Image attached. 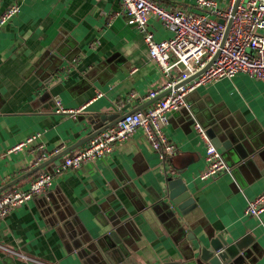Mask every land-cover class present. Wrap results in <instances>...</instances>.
I'll return each instance as SVG.
<instances>
[{
	"label": "crops",
	"instance_id": "crops-1",
	"mask_svg": "<svg viewBox=\"0 0 264 264\" xmlns=\"http://www.w3.org/2000/svg\"><path fill=\"white\" fill-rule=\"evenodd\" d=\"M155 1L197 10V0ZM17 4L0 30V188L43 163L34 147L9 152L17 144L36 136L47 151L67 149L90 117L145 110L143 97L169 79L121 0H0V17ZM147 32L174 35L156 17ZM187 101L170 114L165 132L177 152L165 161L139 129L78 170H42L54 175L51 189L0 219V264H210L201 255L212 238L230 243L231 264H264V213L245 211L264 192V79L239 73ZM195 123L224 145L229 172L201 179L206 144ZM172 182L190 195L179 204Z\"/></svg>",
	"mask_w": 264,
	"mask_h": 264
},
{
	"label": "built area",
	"instance_id": "built-area-1",
	"mask_svg": "<svg viewBox=\"0 0 264 264\" xmlns=\"http://www.w3.org/2000/svg\"><path fill=\"white\" fill-rule=\"evenodd\" d=\"M121 3V13L127 17L128 24L145 32L150 57L169 78L161 88L143 99L151 100L168 93L147 109L128 114L115 126L63 157L55 174L78 170L88 162L110 155L118 144L139 129L144 130L153 149L165 161L177 152L176 145L165 132L170 114L188 108L187 98L197 87L232 78L239 73L264 79V0H229L226 5L218 0H197L196 11L167 7L155 0H121ZM20 12L19 4L6 9L0 17V30ZM151 17H156L171 29L173 37L156 41L153 34L147 32ZM230 21L231 26L225 36ZM174 72L175 78H171ZM131 98H136V95H131ZM195 131L206 144V168L200 175L201 179H214L229 172L221 151L212 143L206 129L196 123ZM38 139L30 137L9 152L18 153L34 147L33 152H39L40 161L44 162L65 150L63 147L47 151L37 142ZM53 181L52 173L41 171L29 181L27 188L14 186L1 193L0 219L36 196L47 193ZM245 211L247 215L260 217L264 213V192L249 201Z\"/></svg>",
	"mask_w": 264,
	"mask_h": 264
},
{
	"label": "water",
	"instance_id": "water-1",
	"mask_svg": "<svg viewBox=\"0 0 264 264\" xmlns=\"http://www.w3.org/2000/svg\"><path fill=\"white\" fill-rule=\"evenodd\" d=\"M230 26H231V21L228 24L225 36L228 34ZM207 67H209V65ZM204 71H202L201 73H203ZM201 73H198L197 75H200ZM194 77H192L191 79H193ZM167 93L168 92L161 94L160 96H158L156 98L151 99L150 101H148L144 105V107H147L149 105H153L159 99H161L163 96H165ZM144 107H142V109ZM128 108H129V106L125 107L124 109L120 110L119 112L114 113V115H112V119H105V116L90 117L88 119V122L91 125V129L87 132V135L85 137L81 138L79 141H77L76 143H74L73 145L68 147L67 149L63 150L58 155L52 157L51 159L44 161L43 163L37 165L31 171H29L26 174L22 175L21 177L15 179L14 181L8 183L7 185L1 187L0 188V194L5 192L6 190L16 186L21 181L26 180L29 177H31V176L37 174L38 172L44 170L50 164H58L59 165L61 162V159L63 157H65L66 155H68L72 151L82 147L88 141H90L93 137H95L96 135L105 131L106 129H108L112 126H115L117 123H119L121 120H123L128 114L139 111V110L128 111ZM207 134L209 135L212 143L221 152H223L224 151V149H223L224 145L222 143H220L219 139L216 137V135H214L212 130L207 131ZM38 158H41V155H39ZM53 166H55V165H53ZM188 196H190V195L186 191V186L180 185L177 183H173V182L169 185V197L171 198V200L174 203L179 204L181 201L186 199ZM247 239H251V237H248ZM242 246H243L242 244L237 245V247H239V248H242ZM230 247H231V245L228 241H225L224 239H222V241L220 242L217 238H212L210 241L209 247L202 246L201 258L204 261L209 262L210 264H231V255H230V251H229Z\"/></svg>",
	"mask_w": 264,
	"mask_h": 264
}]
</instances>
